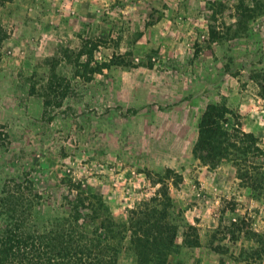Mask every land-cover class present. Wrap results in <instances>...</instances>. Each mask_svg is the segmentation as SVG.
Listing matches in <instances>:
<instances>
[{"label": "rangeland", "instance_id": "rangeland-1", "mask_svg": "<svg viewBox=\"0 0 264 264\" xmlns=\"http://www.w3.org/2000/svg\"><path fill=\"white\" fill-rule=\"evenodd\" d=\"M207 107L223 116L205 164ZM0 125L27 242L126 230L164 188L166 264H245L264 234V0H0ZM112 237L114 264H139Z\"/></svg>", "mask_w": 264, "mask_h": 264}, {"label": "trees", "instance_id": "trees-1", "mask_svg": "<svg viewBox=\"0 0 264 264\" xmlns=\"http://www.w3.org/2000/svg\"><path fill=\"white\" fill-rule=\"evenodd\" d=\"M91 54V53H89ZM112 63L95 65V68L85 64V68L90 72H95L103 68L118 65L116 58H111ZM120 64V63H119ZM51 93L57 92L50 85ZM64 98V95L61 96ZM223 113L219 112L217 107H207L198 124V136L193 146L194 156L201 162L207 164L209 159L215 157L214 139L219 130V120ZM0 125V146L6 144L5 135L1 132ZM248 140H253L251 135H246ZM12 183H15L12 181ZM2 188L0 190V264H7L10 258L18 256L21 253L22 259L28 263L36 261V264H114L116 257L113 255V246L111 242L114 237L119 241H127L133 247L139 260V264H166L165 251L171 252L175 246L177 230L170 226L169 215V197L165 189H162L160 199H153L150 208L144 210L138 209L131 212L129 226L126 230H118L114 225L99 223L95 234H91L90 239L87 235L72 237L71 233L60 230V235L49 236L48 243L43 246H37L34 241L27 242L28 235L24 237V231L21 230L20 218L25 212L22 202L25 200L22 195L18 196L19 191ZM37 196V194H34ZM155 206L153 207V204ZM72 217L82 218L83 214L77 210L74 205L71 207ZM20 216V217H19ZM74 220V224L78 221ZM73 224V223H72ZM72 224H70L71 229ZM235 226V225H234ZM83 229L84 226H80ZM79 228V227H78ZM101 231V232H100ZM254 243L259 245L258 249L246 253L245 264H262V255H264V234L247 232ZM185 238L184 242L193 246H198L197 240ZM37 242V241H36ZM41 244V243H40ZM116 253V252H115ZM45 256V257H43Z\"/></svg>", "mask_w": 264, "mask_h": 264}]
</instances>
